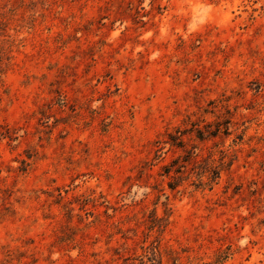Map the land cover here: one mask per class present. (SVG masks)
<instances>
[{"label":"rangeland","instance_id":"rangeland-1","mask_svg":"<svg viewBox=\"0 0 264 264\" xmlns=\"http://www.w3.org/2000/svg\"><path fill=\"white\" fill-rule=\"evenodd\" d=\"M0 264H264V0H0Z\"/></svg>","mask_w":264,"mask_h":264}]
</instances>
